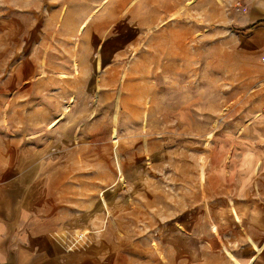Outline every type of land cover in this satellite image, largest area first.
Segmentation results:
<instances>
[{
    "label": "rangeland",
    "instance_id": "rangeland-1",
    "mask_svg": "<svg viewBox=\"0 0 264 264\" xmlns=\"http://www.w3.org/2000/svg\"><path fill=\"white\" fill-rule=\"evenodd\" d=\"M52 9L34 92L13 96L17 60L6 52L0 135L10 149L52 152L41 180L69 184L70 200L94 194L73 186L100 185L99 235L132 247L134 260L219 262L211 224L242 149L264 135V49L233 27L235 2L53 0Z\"/></svg>",
    "mask_w": 264,
    "mask_h": 264
},
{
    "label": "crops",
    "instance_id": "crops-1",
    "mask_svg": "<svg viewBox=\"0 0 264 264\" xmlns=\"http://www.w3.org/2000/svg\"><path fill=\"white\" fill-rule=\"evenodd\" d=\"M23 1L26 6L21 8V0H8L7 8L0 11V67L6 66V52L12 51L17 60L12 65L16 98L35 91L37 51L51 50L54 27L53 0ZM231 1L234 5L236 0ZM243 5L244 10H233L231 23L250 34L252 49H264V0H244ZM5 91L3 75L0 115ZM4 138L0 135V264H142L134 260L132 247L107 242V233L99 235L103 230L96 227L99 220L95 215L101 201L95 191L100 185L73 186L92 189L94 194L87 195L89 199L82 194L81 199L70 200L64 192L69 184L41 180L54 170L40 162L53 158L52 152L10 149ZM252 141L260 146L242 149L234 168L236 177L221 200L220 217L211 224V231L214 227L221 233L217 239L211 238V254L219 258L211 264H264V135ZM60 172L67 175L68 168ZM218 240L221 247L216 246Z\"/></svg>",
    "mask_w": 264,
    "mask_h": 264
},
{
    "label": "built area",
    "instance_id": "built-area-1",
    "mask_svg": "<svg viewBox=\"0 0 264 264\" xmlns=\"http://www.w3.org/2000/svg\"><path fill=\"white\" fill-rule=\"evenodd\" d=\"M243 2H244V0H236L235 1V8L236 9H240V10H244V5H243ZM262 61H264V60H262Z\"/></svg>",
    "mask_w": 264,
    "mask_h": 264
},
{
    "label": "bare ground",
    "instance_id": "bare-ground-1",
    "mask_svg": "<svg viewBox=\"0 0 264 264\" xmlns=\"http://www.w3.org/2000/svg\"><path fill=\"white\" fill-rule=\"evenodd\" d=\"M89 20V19H88ZM86 23H87V21H86ZM86 23L83 25V27L86 25ZM83 27H82V29H83ZM65 76V75H64ZM57 122V121H56Z\"/></svg>",
    "mask_w": 264,
    "mask_h": 264
}]
</instances>
